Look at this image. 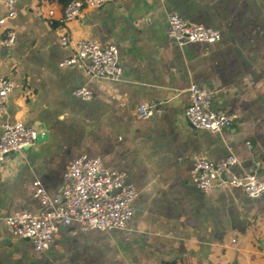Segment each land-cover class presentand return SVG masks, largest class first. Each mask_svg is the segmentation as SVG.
<instances>
[{"label": "crops", "instance_id": "1", "mask_svg": "<svg viewBox=\"0 0 264 264\" xmlns=\"http://www.w3.org/2000/svg\"><path fill=\"white\" fill-rule=\"evenodd\" d=\"M66 1L17 0L8 22L15 41L0 52V74L14 83L0 123L45 129L0 163V264H264V193L225 184L206 193L191 179L195 155L219 162L229 153L233 173L264 177V0H114L63 21ZM171 13L219 30L220 40L179 47L167 33ZM62 35L116 45L119 78L59 66L72 51ZM191 83L210 89L211 108L235 121L220 132L195 129L184 116ZM80 86L91 99L73 95ZM142 102L162 111L140 118ZM79 155L123 170L136 212L122 229L71 235L75 225H61L37 253L6 218L40 211L32 183L55 195Z\"/></svg>", "mask_w": 264, "mask_h": 264}, {"label": "built area", "instance_id": "2", "mask_svg": "<svg viewBox=\"0 0 264 264\" xmlns=\"http://www.w3.org/2000/svg\"><path fill=\"white\" fill-rule=\"evenodd\" d=\"M114 0H70L63 9L62 20L68 21L81 17L83 9H94ZM6 13L0 15V52L15 41V32L8 26L15 17L17 0H0ZM52 14V11L49 12ZM167 33L179 47L189 42L213 43L221 38L219 30L194 24L178 14L167 15ZM63 46H71L72 51L62 58L59 66L76 65L93 78L118 79L121 67L118 63V48L114 44L101 46L93 39L74 42L68 35H62ZM14 83L11 78L0 74V120L7 107L9 92ZM73 95L88 100L92 91L76 87ZM189 103L184 110L185 118L195 129L220 132L236 119L234 112L211 108L212 92L205 87L191 83L188 87ZM161 107L140 103L136 114L148 118ZM0 163L4 156L14 151L31 147L38 138L36 128L22 121L0 123ZM264 129V123H263ZM237 162L233 153L227 154L219 162H212L203 155H195L191 169V179L201 192H211L218 185L238 187L250 197L264 193V177L252 172L238 176L231 170ZM63 184L51 196L39 180L32 183V196L40 204V211H17L6 218V223L17 238H27L37 253L44 252L55 240L59 226H75L69 230L77 232L106 231L125 228L136 212L137 191L134 184L127 180L123 170H109L103 167L97 157L79 155L67 163L63 174ZM235 242V240H232Z\"/></svg>", "mask_w": 264, "mask_h": 264}, {"label": "water", "instance_id": "3", "mask_svg": "<svg viewBox=\"0 0 264 264\" xmlns=\"http://www.w3.org/2000/svg\"><path fill=\"white\" fill-rule=\"evenodd\" d=\"M36 131L38 132V138H37V140H38L41 136L45 135V129H44V126L41 125V124L37 125V127H36ZM25 240H28V239L25 238Z\"/></svg>", "mask_w": 264, "mask_h": 264}, {"label": "trees", "instance_id": "4", "mask_svg": "<svg viewBox=\"0 0 264 264\" xmlns=\"http://www.w3.org/2000/svg\"><path fill=\"white\" fill-rule=\"evenodd\" d=\"M69 1H70V0H67V1H66V4H67Z\"/></svg>", "mask_w": 264, "mask_h": 264}]
</instances>
